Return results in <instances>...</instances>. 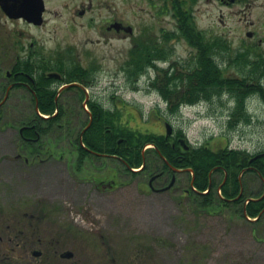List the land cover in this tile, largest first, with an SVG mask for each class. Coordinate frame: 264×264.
Returning a JSON list of instances; mask_svg holds the SVG:
<instances>
[{
    "label": "rangeland",
    "instance_id": "rangeland-1",
    "mask_svg": "<svg viewBox=\"0 0 264 264\" xmlns=\"http://www.w3.org/2000/svg\"><path fill=\"white\" fill-rule=\"evenodd\" d=\"M197 3L193 12L198 31L207 33L205 43L219 39L225 47L221 52L224 77H242L257 86L243 97L244 114L237 108L243 91L237 87V94L224 89L210 100L180 105L174 125L183 129L195 145H206L214 151L228 147L247 156L262 153L264 97L259 91H264V0H246L232 6H223L219 0ZM0 23V68L9 70L16 58H26L30 48L5 40L10 25L3 20ZM247 30H253L256 39L247 37ZM64 47L83 54L84 49L76 45L45 44L33 50L53 54ZM97 47L108 54L107 46ZM217 59L220 61L219 56ZM105 61L98 65L101 71L93 95L123 99L133 113L127 116L130 126L156 131L153 110L159 104L165 108V101L148 88V76H128L119 69L121 63ZM104 92L110 94L99 95ZM30 111L16 108V104L0 109V214L37 213L34 219L39 216L42 221H34L36 227L46 231L44 235H65L57 249L75 254L77 264H264V220L257 223L246 219L243 205H223V201L219 209L202 207L181 196L178 189L169 188L170 184L151 191L149 178L139 172H124L116 159L103 162L112 169L111 174L120 173L119 186L97 189L94 178L106 179L105 172L96 170L101 160L91 163L87 159L83 167L78 166L74 135L68 134L73 127L55 128L56 134L50 136L51 142L43 145L38 157L16 160L20 149L26 151L19 129ZM70 112L72 117L79 114L78 110ZM120 112L125 110L118 109ZM261 191L258 182L252 194L259 196ZM51 206L54 210H49ZM62 261L76 264L73 256Z\"/></svg>",
    "mask_w": 264,
    "mask_h": 264
},
{
    "label": "flooded vegetation",
    "instance_id": "flooded-vegetation-1",
    "mask_svg": "<svg viewBox=\"0 0 264 264\" xmlns=\"http://www.w3.org/2000/svg\"><path fill=\"white\" fill-rule=\"evenodd\" d=\"M197 1L11 0L13 11L18 10V3L30 5L29 9L33 13L27 18L8 16L0 4V22L3 20L10 25L8 33L4 34L5 40L16 45L26 44L30 48L26 58H16L9 70L0 68V80L5 85L3 95L0 97V107L16 104V108L35 110L25 126L29 130L28 136L23 135V130L20 131L19 137L21 142L25 143L26 151L19 148L20 153L16 155V160L24 158L25 161H29L30 158L38 157L43 153L44 150L41 151V148L49 137L43 124L52 123L59 129L63 126L75 125L73 133L68 132V134L77 136L79 146H83L90 153L86 160L89 159L91 163H94V160H101L96 170L105 172L104 179H106L94 178L97 189L112 190L119 186L120 182L117 179L120 173L111 174L112 169L110 170L107 163L103 162L116 159L122 164L124 172H139L149 178L148 188L151 191L157 192L165 188L174 179L171 189H178L181 196H189L190 187L197 181V174L192 167L180 166L183 165V161L192 162L194 149L201 145L189 142L185 131L174 125L173 117L177 114L172 112L174 101L171 96L164 97L163 94L173 93L176 89L174 78L178 73L180 72L184 77L191 75L208 53V46L206 47L205 43L207 33L198 31L197 17L193 12V5L198 4ZM245 1L219 0L223 6H232ZM246 36L252 40L256 39L253 30H247ZM258 41L262 43L261 40ZM45 44L59 47L76 45L84 50L83 54L75 53L70 47L60 48L56 50L58 53L53 54L38 53L39 50H33V47ZM90 46H94L96 51L89 49ZM97 46H107L108 54L100 52ZM74 57L78 62L74 61ZM106 59L121 63L119 69L128 76H148V88L153 93L161 95L162 101L167 105L164 108L159 104L153 110L156 131L130 126L127 116L133 113L130 105L123 99L93 95L94 90L98 89L95 87L98 72L101 71L98 65H102ZM21 60H26L28 69L23 70L18 66ZM47 61L52 69L48 68L45 63ZM88 61L92 63L87 65ZM238 80L241 82L238 88L242 91L256 85V82L249 83L242 77ZM73 93L75 97H71ZM109 94L104 92L103 95H99ZM50 108H54V113L40 112L42 109ZM118 109L125 110L124 113L120 112L119 116L123 125L160 137L167 154L164 156L159 150L155 151L153 144L145 143L141 148L142 164L138 168H131L120 156L87 148L83 142L86 130L94 120H105L100 110L106 112L104 115L108 117L112 113L118 114ZM63 110H68L71 116H73L71 110H78L79 114L74 117V122L67 123ZM123 139L125 138L122 137L118 144H121ZM75 151L80 162L78 166L83 167L86 160L78 154L77 146ZM49 154L51 155V152ZM250 156L251 171L244 172L242 169L238 175L239 195L233 198L223 197L224 200L229 202L243 198L248 200L257 196L256 194L249 196L248 193L249 190L253 193V189L257 186L254 166L257 154ZM215 171L217 168L209 173V182L211 184L221 180L219 190L221 189L222 195V190L225 191L233 186L225 166H221V172ZM261 199H264V190ZM12 215H15L13 220ZM1 221L3 223H0V264H61L62 260L66 259V251L58 250L57 246L51 248L42 237L34 236L33 214L17 215V212L9 215L0 214ZM74 255H72L73 259Z\"/></svg>",
    "mask_w": 264,
    "mask_h": 264
},
{
    "label": "trees",
    "instance_id": "trees-1",
    "mask_svg": "<svg viewBox=\"0 0 264 264\" xmlns=\"http://www.w3.org/2000/svg\"><path fill=\"white\" fill-rule=\"evenodd\" d=\"M201 39V38H199ZM218 39L217 41H210L209 44L206 43V47L208 46V53L204 60H201L198 66V69L193 70L191 75H187V77L182 74H178L174 80L176 81V89L173 93L166 94L164 93V97H172L174 101V107L172 112H178L180 105L183 103L195 104L200 100H210L213 95H221V92L225 89L230 93H237V87L241 85L240 80L238 78H233L231 76L224 77V74L221 70V52L225 50L224 45H221V42ZM205 46V45H204ZM219 56L220 61H218L217 57ZM244 60V59H243ZM240 61V60H239ZM48 68H51L49 61L45 62ZM18 66L23 70L28 69L26 60H21L18 62ZM258 76V75H257ZM244 84V83H242ZM252 86V85H251ZM257 86V84H256ZM5 85L0 80V93L3 95ZM254 89L244 90L242 94L238 97V109L239 111L246 113V108H243V99L250 93L253 92ZM258 91V90H257ZM260 94L264 97V91L261 89ZM238 94V93H237ZM2 97V96H1ZM244 97V98H243ZM1 99V98H0ZM244 102V101H243ZM2 108V107H1ZM0 108V109H1ZM54 108L50 109H42L40 112L44 114H52L54 113ZM65 112V118L68 122H74L75 118L69 115L68 110H63ZM35 110L30 111L27 119L22 120V126L27 125L32 114ZM102 117L105 120H96L97 123L92 125L86 130L83 138L84 145L89 149H94L100 152H107L112 155H117L122 157L131 168H138L142 164V152L141 148L145 143H151L155 146V151L158 150L165 156L167 151L165 147L161 144L162 139L160 137L155 136L152 133L142 132L135 128H131L129 125H123L121 123L119 116L120 114L109 115L108 117L104 115V111L100 110ZM71 116V118H70ZM45 129L49 133V137L46 138L47 142H51L50 136H54L56 134L53 130L58 128L52 123L46 125L43 124ZM69 125V124H68ZM75 125H70L67 127H73ZM74 128V127H73ZM28 131L25 127L23 129V135L28 136ZM73 133L74 129L68 130ZM72 136V134H70ZM124 137L123 143L118 144L119 140ZM74 144H76L78 148V154H80L82 159L88 158L90 153L83 146L80 147L79 138L74 135ZM22 149H25V143H22ZM259 155L261 153H258ZM257 154V155H258ZM189 155V154H188ZM192 162L183 161L180 167H192L195 169L197 174V181L190 187V195L185 196L186 199H192L195 203H201L202 207L206 208H214L221 206V204H233V205H243L244 212L246 210L245 217L256 219L257 223L262 222L264 220V199H261L264 190V155L257 156L254 166L256 168L257 175V184L260 182L262 193L259 196H254L256 200L249 201L248 204H245V198L237 201H226L223 197L233 198L239 195V187L237 186L238 175L241 172L242 164L247 160V155L243 151H235L229 150L228 148L220 149L214 151L206 146L197 147L194 149ZM250 157V155L248 156ZM180 165V164H179ZM221 166H225L227 172L230 176V183L233 187L227 189L225 191L222 190L223 194L221 195V189H215L213 186L209 188V172L212 169L217 168V171L221 172ZM196 167H209V172L206 175H201L197 172ZM130 171V168L128 169ZM215 171V172H217ZM131 172V171H130ZM134 174V172H131ZM209 190L208 193H203L204 191ZM249 196H252V191L249 190ZM216 201V202H215ZM224 201V202H223ZM48 210V208H47ZM54 210V207L51 206V209ZM37 214V213H35ZM35 214H33L35 216ZM39 214V213H38ZM34 221H42V217H37ZM255 221V222H256ZM36 223L34 224L33 230L35 231V237H42L47 242L49 246H58V244H62L61 242L66 238L65 235H44L46 231H42L41 227H36ZM40 226V225H38ZM48 239V240H47ZM78 258L75 256L74 261H77Z\"/></svg>",
    "mask_w": 264,
    "mask_h": 264
},
{
    "label": "water",
    "instance_id": "water-1",
    "mask_svg": "<svg viewBox=\"0 0 264 264\" xmlns=\"http://www.w3.org/2000/svg\"><path fill=\"white\" fill-rule=\"evenodd\" d=\"M10 1L11 0H0V4L2 5L3 9L5 10V12L7 13L8 16L10 17H24L27 18L30 14H32V10L29 9L30 5H27L25 3H18L19 7L17 11H13L12 9H14L11 5H10ZM236 0H231V2H235ZM8 6V7H6ZM37 14V13H34ZM174 184V179L172 180V182L169 185V188H171ZM67 256H71V253H68Z\"/></svg>",
    "mask_w": 264,
    "mask_h": 264
},
{
    "label": "bare ground",
    "instance_id": "bare-ground-1",
    "mask_svg": "<svg viewBox=\"0 0 264 264\" xmlns=\"http://www.w3.org/2000/svg\"><path fill=\"white\" fill-rule=\"evenodd\" d=\"M94 124H96L97 123V121L96 120H94V122H93ZM187 137V136H186ZM188 139V138H187ZM123 141L124 140H122L121 142L123 143ZM125 142V141H124ZM255 154H257L256 152L255 153H250V155H255ZM251 157V156H250ZM250 157H246L247 158V160L248 161H246V162H244L243 164H242V167H241V170L242 169H244L243 171L244 172H250L251 171V163L249 162L250 160ZM196 170H197V172L199 173V174H201V175H206L208 172H209V167H196ZM214 169H212L210 172H212ZM209 172V173H210ZM211 187L213 186L215 189H219L220 188V186H221V180H216V181H214V182H211ZM209 191L208 190H206V191H204L203 193H208ZM245 214H246V210H245V212H244Z\"/></svg>",
    "mask_w": 264,
    "mask_h": 264
}]
</instances>
